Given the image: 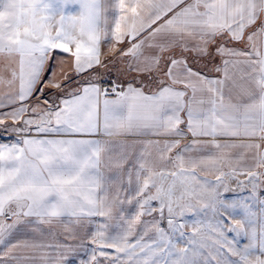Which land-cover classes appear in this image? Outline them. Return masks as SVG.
Wrapping results in <instances>:
<instances>
[{
	"label": "snow or ice",
	"instance_id": "6c2138e0",
	"mask_svg": "<svg viewBox=\"0 0 264 264\" xmlns=\"http://www.w3.org/2000/svg\"><path fill=\"white\" fill-rule=\"evenodd\" d=\"M0 264H264V0H0Z\"/></svg>",
	"mask_w": 264,
	"mask_h": 264
}]
</instances>
